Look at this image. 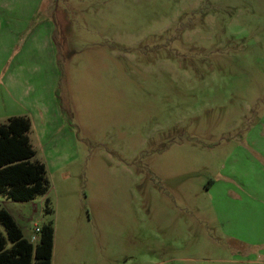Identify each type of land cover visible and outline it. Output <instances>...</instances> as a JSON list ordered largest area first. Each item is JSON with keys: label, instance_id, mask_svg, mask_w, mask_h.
Segmentation results:
<instances>
[{"label": "rangeland", "instance_id": "374dc122", "mask_svg": "<svg viewBox=\"0 0 264 264\" xmlns=\"http://www.w3.org/2000/svg\"><path fill=\"white\" fill-rule=\"evenodd\" d=\"M18 1L0 85H55L56 112L29 132L48 193L0 195L24 238L51 224V264H264V0Z\"/></svg>", "mask_w": 264, "mask_h": 264}, {"label": "trees", "instance_id": "16d2710c", "mask_svg": "<svg viewBox=\"0 0 264 264\" xmlns=\"http://www.w3.org/2000/svg\"><path fill=\"white\" fill-rule=\"evenodd\" d=\"M31 121L12 117L0 123V195L14 201H30L49 191L46 165L33 160L36 152L30 143ZM49 209V208H48ZM0 264H51L54 229L44 225L40 242L24 238L13 217L0 209Z\"/></svg>", "mask_w": 264, "mask_h": 264}, {"label": "crops", "instance_id": "0c3cea01", "mask_svg": "<svg viewBox=\"0 0 264 264\" xmlns=\"http://www.w3.org/2000/svg\"><path fill=\"white\" fill-rule=\"evenodd\" d=\"M22 8L23 6L18 0H0V56L3 59L6 57V46H8L4 42L9 41V39L13 40L15 37L9 34H17L18 30L21 32L20 27L28 25V19L20 16ZM8 14L15 16L9 17ZM51 32V29H45L42 35L44 37L46 33L49 35ZM54 86L6 85V83L0 85V122H6L9 118L17 116L29 118L31 131L35 127L41 136L44 131H47L49 117H53L56 113L54 96H52ZM29 138L31 141L30 135Z\"/></svg>", "mask_w": 264, "mask_h": 264}]
</instances>
